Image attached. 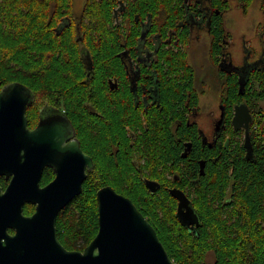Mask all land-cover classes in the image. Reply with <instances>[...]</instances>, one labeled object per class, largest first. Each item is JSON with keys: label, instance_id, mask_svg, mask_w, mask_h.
Masks as SVG:
<instances>
[{"label": "flooded vegetation", "instance_id": "flooded-vegetation-1", "mask_svg": "<svg viewBox=\"0 0 264 264\" xmlns=\"http://www.w3.org/2000/svg\"><path fill=\"white\" fill-rule=\"evenodd\" d=\"M73 1L70 15L63 13L52 28L73 27L75 39L81 40L84 0ZM252 1L112 0L111 20L122 30L110 31L108 46L90 50L79 45L75 52L84 71V78L76 80L79 86L54 95L51 88L42 104L30 103V116L26 112L29 128L45 116L66 117L72 127L65 144L77 143L90 159L80 192L59 210L56 221L83 199L86 185L87 193L94 194L96 213L97 191L105 186L130 199L133 193L166 198L179 223L197 237L206 212L226 220L246 210L243 189L256 185L236 169L243 158L255 160L257 141L264 139L257 123L264 117V95L258 96L264 0H258L261 33L238 40L230 23L253 16L247 8ZM240 104L250 113L247 128L245 121L237 127L232 123ZM44 171L47 182L55 177L52 166ZM186 210L188 225L177 215ZM60 233L67 249L82 250L87 244L69 248L66 232Z\"/></svg>", "mask_w": 264, "mask_h": 264}, {"label": "trees", "instance_id": "trees-1", "mask_svg": "<svg viewBox=\"0 0 264 264\" xmlns=\"http://www.w3.org/2000/svg\"><path fill=\"white\" fill-rule=\"evenodd\" d=\"M83 2L79 22L81 40H76L73 27L56 31L52 28L63 13L70 15L73 0H0V90L14 82L26 85L31 93L26 111L28 116L30 103L42 104L50 90L53 89L54 95L55 91L60 92L65 87L79 86L76 80L84 78L79 53L75 52L79 45H85L90 50L93 47L108 46L110 31H121L123 28L121 26L120 29L111 20L112 0ZM262 6L264 8V2ZM259 76L261 86L258 96H263L264 69L260 70ZM76 95V92L71 93L72 97ZM257 123L260 128H264V117L258 118ZM257 142L255 160L251 162L243 158L240 168L236 169L256 185L243 189L246 210L226 220L216 213L206 212L203 214L204 229L199 237L192 236L179 223L168 199L156 196L142 198L135 193L130 195L154 227L168 255L177 264H264V229L261 226V217L264 215V139H258ZM46 178L43 169L40 183L44 184ZM6 184L7 180L0 176V185L5 187ZM88 186H85L83 192V198L89 199L88 212L83 215L72 213L73 221H79L78 229H82V222L86 228L83 227L81 232L72 226L74 222L69 223L71 209L73 207L74 211L79 207V200H75L66 209L68 226L60 222L61 214L56 221L59 237H62L60 232L67 230L82 233L73 239L69 238L72 235L65 233L66 246L69 248L83 247L98 228L96 201L93 193H87ZM136 187L138 184L132 180V189ZM87 203L82 205L87 207ZM33 206L25 203L23 209ZM79 240L83 241L78 243ZM207 250L214 256L212 263L205 258Z\"/></svg>", "mask_w": 264, "mask_h": 264}, {"label": "water", "instance_id": "water-1", "mask_svg": "<svg viewBox=\"0 0 264 264\" xmlns=\"http://www.w3.org/2000/svg\"><path fill=\"white\" fill-rule=\"evenodd\" d=\"M30 99L21 82L0 90V176L7 180L0 185V264H177L134 202L110 186L97 191L98 228L85 247L67 249L60 243L56 216L80 192L90 159L77 143L65 144L72 127L66 117L45 116L29 128ZM249 120L247 106H236L233 125L245 121L247 128ZM245 146L250 158L247 132ZM45 166L54 168L55 177L41 184ZM25 203L34 205L33 213L24 214ZM177 215L190 223L187 210Z\"/></svg>", "mask_w": 264, "mask_h": 264}, {"label": "rangeland", "instance_id": "rangeland-1", "mask_svg": "<svg viewBox=\"0 0 264 264\" xmlns=\"http://www.w3.org/2000/svg\"><path fill=\"white\" fill-rule=\"evenodd\" d=\"M247 8H249V12H250V14L251 15H253V16H249V17H247L243 22H240V21H236V20H233V22L232 23H230V27H231V29H233L234 31H235V36H236V38L239 40V39H243L244 37L245 38H250V37H252V35H256V34H259V33H261L262 32V22H261V20H262V13H261V11H260V9H259V2H258V0H255V1H252L250 4H249V6L247 7ZM238 13V12H237ZM257 30L259 31V33L257 32ZM233 38H234V36H233ZM46 180H47V178H46ZM44 181V183H46L47 181ZM84 199V200H83ZM80 202H79V207H77V209L76 210H74L73 211V207H72V211L70 212V222L69 223H73L74 221V219H73V217H72V213L74 214V213H85V212H88V210H89V207H90V204L89 203H87V201H89V199H87V198H83ZM82 203L84 204H86L87 203V207H84L83 205H82ZM34 207V206H33ZM33 207H29L27 210L28 211H30ZM83 215V214H82ZM81 215V216H82ZM64 216V215H63ZM75 216V215H74ZM80 216V217H81ZM263 217H264V215H263ZM263 217H261L262 219H263ZM68 219H66V215L62 218V220H60V222L63 224V226H66L67 224H69L68 223V221H67ZM79 222V221H78ZM78 222L76 221V222H74L73 223V227L75 228V229H77V230H79L78 229ZM68 226V225H67ZM83 227H85L86 228V226H85V224L82 222V224H81V228L82 229H80L79 231H83L84 229H83ZM81 232H78V234H76L75 232L74 233H71V231L70 230H67V232H66V234H70V235H72V236H70L69 238L70 239H73V238H75V237H80V236H78V235H80V234H82ZM84 233V232H83ZM91 235V234H90ZM89 235V236H90ZM67 236V235H66ZM89 236H88V238H89ZM92 237V236H91ZM87 238V239H88ZM90 239H92V238H89L88 240H90ZM83 240H79V242L78 243H81ZM81 246H79V248H80ZM205 258H206V260H207V262H209V263H212L213 262V260H214V256H213V254H212V252L210 251V250H207L206 251V253H205Z\"/></svg>", "mask_w": 264, "mask_h": 264}]
</instances>
